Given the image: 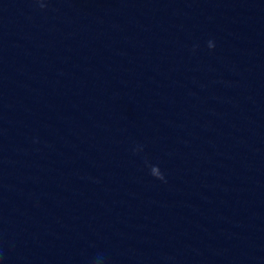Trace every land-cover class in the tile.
Here are the masks:
<instances>
[{
    "label": "water",
    "instance_id": "water-1",
    "mask_svg": "<svg viewBox=\"0 0 264 264\" xmlns=\"http://www.w3.org/2000/svg\"><path fill=\"white\" fill-rule=\"evenodd\" d=\"M0 264H264V0H0Z\"/></svg>",
    "mask_w": 264,
    "mask_h": 264
},
{
    "label": "clouds",
    "instance_id": "clouds-1",
    "mask_svg": "<svg viewBox=\"0 0 264 264\" xmlns=\"http://www.w3.org/2000/svg\"><path fill=\"white\" fill-rule=\"evenodd\" d=\"M41 7H43V5H41ZM207 46L209 49H212L214 47L212 41H209ZM150 174L156 179H159V180L164 179L163 175L161 174L157 166H150Z\"/></svg>",
    "mask_w": 264,
    "mask_h": 264
}]
</instances>
